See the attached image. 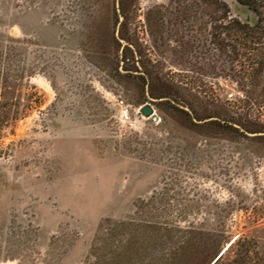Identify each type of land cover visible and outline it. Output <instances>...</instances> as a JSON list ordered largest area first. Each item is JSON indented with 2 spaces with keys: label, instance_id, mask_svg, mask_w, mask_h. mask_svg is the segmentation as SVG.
<instances>
[{
  "label": "rangeland",
  "instance_id": "rangeland-1",
  "mask_svg": "<svg viewBox=\"0 0 264 264\" xmlns=\"http://www.w3.org/2000/svg\"><path fill=\"white\" fill-rule=\"evenodd\" d=\"M184 4L0 0V63L37 103L0 141V264H205L237 237L222 264H264V139L159 111L124 76L141 59L200 115L238 97Z\"/></svg>",
  "mask_w": 264,
  "mask_h": 264
},
{
  "label": "trees",
  "instance_id": "trees-1",
  "mask_svg": "<svg viewBox=\"0 0 264 264\" xmlns=\"http://www.w3.org/2000/svg\"><path fill=\"white\" fill-rule=\"evenodd\" d=\"M185 1L188 4L181 8L183 17L189 18L191 11L199 14L194 16L198 41L204 48L209 44L216 74L235 84L238 97L226 104L220 101L212 115H200L199 109L189 101L190 91L174 83H161L157 71L145 67L141 59L142 67L134 65L135 71L124 69V76L146 86L148 96L157 100L159 111H177L195 127L211 126L245 139H264V135H259L264 134V0ZM232 5L237 8L236 14L232 12ZM208 24L210 32H207ZM127 50L135 60V53L129 47ZM124 64L127 65L125 60ZM10 72L8 66L0 63V141L5 131L27 117L37 104L31 96L29 105L23 103L29 86L24 83L22 73L12 77ZM181 103L189 111L181 108ZM235 241L239 244L243 240L237 237ZM235 241L219 255L221 244L205 264H222L224 256L232 254ZM246 257L234 256L225 264H246Z\"/></svg>",
  "mask_w": 264,
  "mask_h": 264
},
{
  "label": "built area",
  "instance_id": "built-area-1",
  "mask_svg": "<svg viewBox=\"0 0 264 264\" xmlns=\"http://www.w3.org/2000/svg\"><path fill=\"white\" fill-rule=\"evenodd\" d=\"M118 105L121 108V113H120L121 121L124 123H128L132 126L133 123L131 121L129 107L126 104H124L123 100L118 101ZM154 116H155V113H154Z\"/></svg>",
  "mask_w": 264,
  "mask_h": 264
},
{
  "label": "water",
  "instance_id": "water-1",
  "mask_svg": "<svg viewBox=\"0 0 264 264\" xmlns=\"http://www.w3.org/2000/svg\"><path fill=\"white\" fill-rule=\"evenodd\" d=\"M186 111H189L187 108L185 107H181ZM141 113L144 117L146 118H151L153 121H156V117L154 116V111L153 108L149 105H145L142 109H141ZM259 135H264V134H259ZM249 136H256L255 134H249Z\"/></svg>",
  "mask_w": 264,
  "mask_h": 264
}]
</instances>
